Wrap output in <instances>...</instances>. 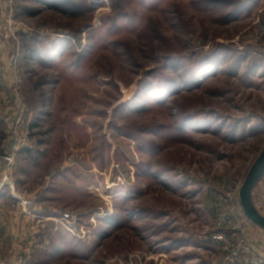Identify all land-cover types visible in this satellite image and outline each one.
Listing matches in <instances>:
<instances>
[{
  "label": "rangeland",
  "instance_id": "1",
  "mask_svg": "<svg viewBox=\"0 0 264 264\" xmlns=\"http://www.w3.org/2000/svg\"><path fill=\"white\" fill-rule=\"evenodd\" d=\"M54 1L68 12L43 0L17 3L37 11L23 19L35 34L53 32L39 45L21 39L24 55L35 45L45 53L58 37L73 47L20 87L26 111L18 128L28 145L18 156L29 175H12L1 188L0 244L10 248L2 228L12 229L10 211H22L14 195L39 197L49 181L45 204L62 212L56 218L77 213L74 226L82 227L50 222L48 239L62 247L55 264H177L160 253L165 237L212 238L220 250L216 211L231 203L241 210V183L264 149V0L251 8L252 0ZM3 18L0 6V32ZM211 61L221 66L200 87L124 106L147 83V91L159 83L176 91L166 78L199 75ZM10 93L0 87V103ZM20 106L1 136L9 149ZM185 119L193 121L187 128L206 126L178 132ZM118 215L120 227L103 237L106 218ZM218 250L208 252L219 259Z\"/></svg>",
  "mask_w": 264,
  "mask_h": 264
},
{
  "label": "crops",
  "instance_id": "2",
  "mask_svg": "<svg viewBox=\"0 0 264 264\" xmlns=\"http://www.w3.org/2000/svg\"><path fill=\"white\" fill-rule=\"evenodd\" d=\"M22 10H29V8L26 7V5H22L19 7L16 6V19H19V21L22 22V32H20L19 34L21 39L22 35L27 36V38H30L36 34H39L40 36L52 35V31L47 33L39 32L35 34L34 31H32V28H29L25 24L24 20L27 16L22 13ZM11 55V46L6 42H1L0 87H4V89H9L8 86H11L10 83L14 79L13 69L11 68ZM23 56L20 62L19 71L22 80L21 86L24 89L25 83L31 80L28 79V76L25 73L26 70H24L25 68L23 64ZM4 100L5 101L3 103H0V153H5L9 150V144L7 143V141H3L1 136L5 134V127L10 124L11 121L9 120L10 117L13 115L16 106V103L11 97H9V101L7 99ZM24 156L25 155L23 153L17 158L18 161L16 164V169L13 172V175L19 174V176H16L17 178H22L23 174L29 175V171L27 170V168L24 169V167L20 163V160H23L25 158ZM57 177L58 175L53 180V183ZM42 185L43 186L41 196L36 197L38 204L35 209L31 210L30 212L22 210L21 213L17 208L16 209L18 211H10V213L14 214V217L16 216V218H12L11 220L12 229L9 228V226L3 225L2 229L4 230V238L7 237L10 240V248L7 246L4 247V242L0 244V253L3 252L2 255L4 257L0 258V263H2L1 261H3V259L5 260L3 261L5 264H55L57 262L59 252L61 251L62 247L60 243L52 244L50 239H48V229L46 228L51 227V223L48 222L46 226H44L43 224L38 223V220L34 216L44 218H56L62 212L58 211L54 207H48V205L45 204L47 201L46 198H48L47 194L50 195L52 187L50 186L49 181H44ZM13 198L15 199V197ZM0 201L2 200L0 199ZM258 203H260V206L258 205ZM252 204L255 209L260 213V215L264 217V174L259 178L253 188ZM3 208L5 209L4 206ZM4 211L5 210H3V212ZM7 211H5V213ZM240 215L242 216L247 227L248 240L260 253L264 254V227L250 219L243 208H241L240 210ZM3 220L4 219H2L1 221ZM6 222V224L9 223L8 221ZM52 224H54V222H52ZM167 225L164 226L167 227ZM48 232H50V230ZM170 232L172 233V229H170ZM52 234H54V232H52ZM56 236L57 238L61 237V235L58 233H56ZM192 236H194L193 239H189V237L187 238L186 236L180 237L181 239L179 242L174 239H169L170 237H165L162 243H158L160 244L158 245L159 248H163L160 253L164 255L168 254L169 256H171L172 259H175V262H177V264H221L219 256V259L217 257L211 256V254H214L212 252L218 250L219 244L217 240H213L211 238V240L206 241L200 239L201 237L198 235ZM149 238H151V236ZM175 242H178L179 246L174 247L173 244ZM200 250L207 251V253L204 254V252ZM208 251H211V254ZM176 254H181V256L179 258H174L175 256H177Z\"/></svg>",
  "mask_w": 264,
  "mask_h": 264
},
{
  "label": "built area",
  "instance_id": "3",
  "mask_svg": "<svg viewBox=\"0 0 264 264\" xmlns=\"http://www.w3.org/2000/svg\"><path fill=\"white\" fill-rule=\"evenodd\" d=\"M17 2L18 0H0V6H3L4 8V23L5 26H7L6 30L2 29L0 32V43L6 42L12 49L11 68L13 69L14 79L10 83L11 86L9 87V90L11 91L10 97L16 104H18V107L22 104V106H20V111L17 113L19 120L17 122V126H15L16 129H14L11 133V147L7 152L0 153V190L4 186H11L13 182L12 175L16 169L18 153L23 144L28 145V141L26 142V140H24L21 136V130L18 128L20 122L22 123L23 121L26 109L23 105V98L20 96L22 80L19 67L23 56V47L21 37L19 35V30L21 28L15 16ZM262 35H264V32ZM242 185L243 183H241V186ZM14 196L17 200H19L22 210L30 212L36 208V198H23L22 195ZM258 205L260 206V203H258ZM237 206L231 203V206H223L216 211L214 230L212 233L213 236L218 238L220 242L219 251L221 264H264V254L260 253L247 238V227L242 216L239 214L240 209L237 208ZM236 208L238 210H236ZM236 211L238 212L236 213ZM101 216L104 215L99 214L98 218ZM34 217L38 220V223L43 224L44 226H46L48 222L57 223L64 221L67 222V224H72L77 232L82 230V227L78 230L77 226H74L78 218L77 213H72V221H70V215H65V217L61 219L44 218L39 216ZM91 221L94 222L93 219ZM69 230L73 231L71 229ZM161 264H166V261Z\"/></svg>",
  "mask_w": 264,
  "mask_h": 264
},
{
  "label": "trees",
  "instance_id": "4",
  "mask_svg": "<svg viewBox=\"0 0 264 264\" xmlns=\"http://www.w3.org/2000/svg\"><path fill=\"white\" fill-rule=\"evenodd\" d=\"M255 1L256 0H252L250 2H247L245 7L251 8L252 3ZM40 2L42 3V1H40ZM43 4H44L43 6L45 8L47 7V9H51L54 11H61L64 13L68 12L66 9H64L61 6L62 4L61 5L56 4L54 0H43ZM36 12L37 11H35L33 13L32 11H30V9L29 10H22V13L27 17H28V15L31 16V14H35ZM234 13H235L234 18H237L238 15L239 16L241 15L242 11L240 9H237ZM79 34H81V33H79ZM67 35H69V34H67ZM45 36H40L39 34H36L30 38H27V36L22 35V40H26V39L27 40L31 39V41L36 40L38 42V45H39V40H43L45 38ZM61 38H63V37H58L57 39L51 38V39H54L53 40L54 42L52 43L51 47L45 53H44V51H42L41 49L38 48V45H35V47H33V49L31 51H29V49H28L29 47H26L25 55L23 56V59H24L23 64L25 63V65H24L25 69L24 70H26L25 73L27 74L29 80H32L34 77V74H37L38 71H40L43 68L48 67L50 69H53L55 67V65L57 64V61H59L65 57L66 52H68V50H69L68 46H70V44H71L70 38L69 39L68 38L61 39ZM72 44H74V42H72ZM24 48H25V44H24ZM84 54H85L84 49H82L80 51L79 55L82 57V56H84ZM219 64H220L219 62L213 63L211 61V63L205 67V69L203 70V73H201L199 75H192L190 78H186L184 80L183 79L180 80L179 78H177V79L176 78L175 79L166 78V80L164 81L165 85H171L174 89H176V91H171L167 87H165V86L163 87L162 83H159L157 85L158 90H159L158 92H156L155 90L153 92L148 90V91H150V92H148L147 86L150 83H147L144 86L145 89L143 91H141V93L138 92V94L134 97V99L131 102L124 103V106L125 107H131V106L133 107V105L136 102L137 103L136 105L138 107H140V106H142V99L141 98H143V97H146V102H147V97H149L150 99L153 100V98H155L154 96H156V95L159 96L160 100H163L165 97H167L169 95V93L177 94L179 92L185 91L186 88L188 90V89L200 87V85L202 84V81L204 82V80H210L215 74H217L218 69L221 66ZM149 72H148V74H149ZM213 73H214V75L212 76ZM187 81H190V84L186 87L187 84L185 82H187ZM41 82L36 83L34 86H36V88H38L40 84H46V81L43 83H41ZM146 82H149V81H146ZM50 84H52V83H50ZM205 84H206V82H205ZM202 86H204V83ZM150 96H153V97H150ZM190 119H185V121H183L182 126H180L177 129V130H179L178 132L188 134L189 132H195L198 129L201 130V128L206 126V125H203V122L202 123L198 122L197 124H199V125H193V127L187 128L184 125L188 124L187 122L190 121ZM204 122H206V121H204ZM190 123H193V121H190ZM222 126L223 125H221L219 128H222ZM207 127H208V125H207ZM25 153H27L26 150H25ZM122 218H123L122 215H118L117 217L108 216L106 219L109 223V227H108V229H106V231H104V234L102 236L104 237L105 235H108L113 229L119 228L121 225Z\"/></svg>",
  "mask_w": 264,
  "mask_h": 264
},
{
  "label": "water",
  "instance_id": "5",
  "mask_svg": "<svg viewBox=\"0 0 264 264\" xmlns=\"http://www.w3.org/2000/svg\"><path fill=\"white\" fill-rule=\"evenodd\" d=\"M264 174V149L252 165L240 191L241 205L247 216L256 223L264 227V217L255 209L252 204V191L259 180Z\"/></svg>",
  "mask_w": 264,
  "mask_h": 264
}]
</instances>
